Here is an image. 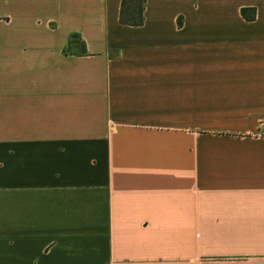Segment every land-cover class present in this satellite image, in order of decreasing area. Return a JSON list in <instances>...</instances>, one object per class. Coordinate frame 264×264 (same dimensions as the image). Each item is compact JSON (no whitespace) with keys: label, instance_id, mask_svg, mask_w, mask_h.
I'll use <instances>...</instances> for the list:
<instances>
[{"label":"crops","instance_id":"1","mask_svg":"<svg viewBox=\"0 0 264 264\" xmlns=\"http://www.w3.org/2000/svg\"><path fill=\"white\" fill-rule=\"evenodd\" d=\"M121 1L0 0V264H264V0Z\"/></svg>","mask_w":264,"mask_h":264},{"label":"trees","instance_id":"2","mask_svg":"<svg viewBox=\"0 0 264 264\" xmlns=\"http://www.w3.org/2000/svg\"><path fill=\"white\" fill-rule=\"evenodd\" d=\"M145 0H122L119 20L122 24L141 25L144 22ZM241 14L245 17H254V7H242ZM81 46L84 50L85 44L77 33H72L68 39V48ZM68 50L66 49V52Z\"/></svg>","mask_w":264,"mask_h":264},{"label":"built area","instance_id":"3","mask_svg":"<svg viewBox=\"0 0 264 264\" xmlns=\"http://www.w3.org/2000/svg\"><path fill=\"white\" fill-rule=\"evenodd\" d=\"M258 134L262 137H264V120L260 122L259 128H258Z\"/></svg>","mask_w":264,"mask_h":264}]
</instances>
